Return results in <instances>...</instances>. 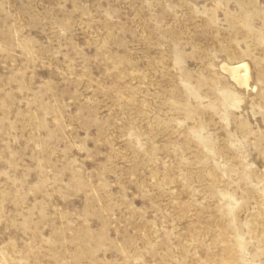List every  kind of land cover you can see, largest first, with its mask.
Instances as JSON below:
<instances>
[{
	"label": "rangeland",
	"instance_id": "374dc122",
	"mask_svg": "<svg viewBox=\"0 0 264 264\" xmlns=\"http://www.w3.org/2000/svg\"><path fill=\"white\" fill-rule=\"evenodd\" d=\"M0 264H264V0H0Z\"/></svg>",
	"mask_w": 264,
	"mask_h": 264
},
{
	"label": "bare ground",
	"instance_id": "6f19581e",
	"mask_svg": "<svg viewBox=\"0 0 264 264\" xmlns=\"http://www.w3.org/2000/svg\"><path fill=\"white\" fill-rule=\"evenodd\" d=\"M227 65V64H225ZM223 66L224 70H227L231 77L236 80L239 84H244L247 85V79H248V69L247 65L245 63L237 64V65H232V66ZM240 70H243V74H240ZM226 71V72H227ZM228 74V76H229ZM238 85V84H237Z\"/></svg>",
	"mask_w": 264,
	"mask_h": 264
}]
</instances>
